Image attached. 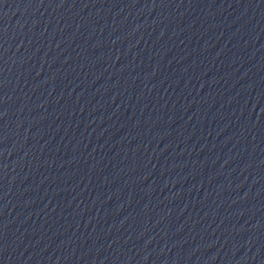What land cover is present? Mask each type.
Masks as SVG:
<instances>
[{
    "label": "water",
    "instance_id": "95a60500",
    "mask_svg": "<svg viewBox=\"0 0 264 264\" xmlns=\"http://www.w3.org/2000/svg\"><path fill=\"white\" fill-rule=\"evenodd\" d=\"M0 264H264V0H0Z\"/></svg>",
    "mask_w": 264,
    "mask_h": 264
}]
</instances>
